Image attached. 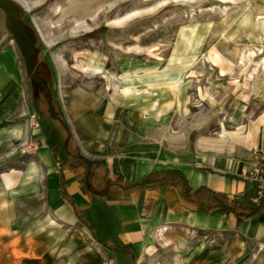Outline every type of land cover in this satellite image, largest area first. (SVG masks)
<instances>
[{"label": "crops", "instance_id": "1", "mask_svg": "<svg viewBox=\"0 0 264 264\" xmlns=\"http://www.w3.org/2000/svg\"><path fill=\"white\" fill-rule=\"evenodd\" d=\"M28 83L13 51L2 50L0 157L31 138L41 146L0 171V264H264V212L243 218L221 207L205 210L168 178L135 185L150 172L177 169L192 188L243 198L245 176L264 158L262 115L215 135L197 134L199 127L171 123L178 117L173 100L156 95L152 81L147 95L127 97L76 86L63 103L50 88L51 105L70 132L65 149L66 130L51 113L65 130L61 142L30 129L28 116L39 115ZM75 156L102 163L89 188L83 168L70 166ZM105 173L121 180L102 196L96 192Z\"/></svg>", "mask_w": 264, "mask_h": 264}, {"label": "rangeland", "instance_id": "2", "mask_svg": "<svg viewBox=\"0 0 264 264\" xmlns=\"http://www.w3.org/2000/svg\"><path fill=\"white\" fill-rule=\"evenodd\" d=\"M95 1L0 0V52L13 51L49 143L65 135L48 112L50 88L63 103L76 86L127 97L152 81L173 100L171 123L197 134L264 117V0ZM19 146L0 171L26 160Z\"/></svg>", "mask_w": 264, "mask_h": 264}, {"label": "trees", "instance_id": "3", "mask_svg": "<svg viewBox=\"0 0 264 264\" xmlns=\"http://www.w3.org/2000/svg\"><path fill=\"white\" fill-rule=\"evenodd\" d=\"M106 32V28L95 29L92 32L88 33V36L95 37ZM42 84V82H40ZM47 90V89H46ZM49 106L48 112L51 113L54 118L58 119L66 130V138L63 142V147L66 149L68 140L70 138L69 129L61 121V119L55 113L53 106L51 105V93L47 91ZM195 133L190 134V141L194 139ZM57 144H52L51 148H56ZM70 166L72 168L82 167L84 170L83 183L86 188L90 187V182L94 177V174L98 168L102 166L101 162L98 161H89L84 157L75 156V159L71 162ZM170 180L172 186H180L182 188L183 195L190 200L197 202L198 206L205 209L211 210L213 208L221 207L226 210L231 211L237 217L249 218L253 217L261 212H264V191L258 190L255 184H252L249 187V183L246 181L245 192L243 198L241 199H232L229 198L224 192L214 191L207 186H199L192 188L184 175L177 169H163L158 171H153L148 173L145 177L138 180L135 185L150 184L155 182H162L166 179ZM104 188L98 192L99 195L106 194V187L110 183H118L121 180L119 176L115 180H110L107 178V174H104ZM61 195L63 198L73 201V199L67 195L63 190H61ZM76 216L85 223L79 211L75 210Z\"/></svg>", "mask_w": 264, "mask_h": 264}, {"label": "built area", "instance_id": "4", "mask_svg": "<svg viewBox=\"0 0 264 264\" xmlns=\"http://www.w3.org/2000/svg\"><path fill=\"white\" fill-rule=\"evenodd\" d=\"M28 124L30 129H38L39 128V119L34 114H30L28 116ZM40 147L38 140L29 139L28 141L22 143L19 146V152L21 154H34L36 150ZM245 180L248 183L255 184L260 191H264V158L262 163L257 167L249 175L245 176Z\"/></svg>", "mask_w": 264, "mask_h": 264}, {"label": "bare ground", "instance_id": "5", "mask_svg": "<svg viewBox=\"0 0 264 264\" xmlns=\"http://www.w3.org/2000/svg\"><path fill=\"white\" fill-rule=\"evenodd\" d=\"M158 4H159V5H163V4H165V1H164V0H163V1H160ZM150 8H152V7H150ZM136 13H137L136 11H132V12L126 13L124 16L119 17V18H117V19H115V20H116L117 22H120L122 19H127V18H129V17L135 15ZM77 66H78V68H77L78 71H80V72H84V71H85V64H84V62L81 63V64H78ZM107 79H108V78H107Z\"/></svg>", "mask_w": 264, "mask_h": 264}]
</instances>
